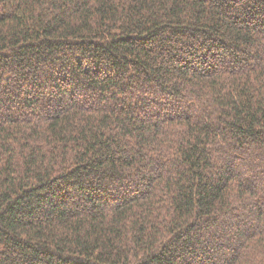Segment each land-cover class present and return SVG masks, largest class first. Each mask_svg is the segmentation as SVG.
Returning <instances> with one entry per match:
<instances>
[{"label":"trees","instance_id":"obj_1","mask_svg":"<svg viewBox=\"0 0 264 264\" xmlns=\"http://www.w3.org/2000/svg\"><path fill=\"white\" fill-rule=\"evenodd\" d=\"M0 264H264V0H0Z\"/></svg>","mask_w":264,"mask_h":264}]
</instances>
